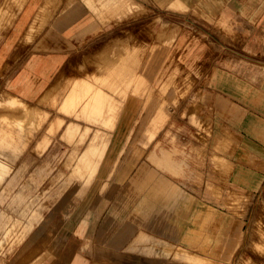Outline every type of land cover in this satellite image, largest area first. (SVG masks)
<instances>
[{
  "label": "rangeland",
  "instance_id": "rangeland-1",
  "mask_svg": "<svg viewBox=\"0 0 264 264\" xmlns=\"http://www.w3.org/2000/svg\"><path fill=\"white\" fill-rule=\"evenodd\" d=\"M46 1V22L19 27L20 5ZM190 2L0 0V142L18 148L0 160L31 170L0 182V264H264V189L205 191L208 174H235L215 154L245 112L232 101L249 100L241 147L264 157V88L215 85L237 42Z\"/></svg>",
  "mask_w": 264,
  "mask_h": 264
},
{
  "label": "crops",
  "instance_id": "crops-1",
  "mask_svg": "<svg viewBox=\"0 0 264 264\" xmlns=\"http://www.w3.org/2000/svg\"><path fill=\"white\" fill-rule=\"evenodd\" d=\"M199 1L191 0L186 5L189 6V9L203 5L206 14L212 13L214 14L213 16H218L217 21L222 23L221 32L229 33L228 38H235L237 42L236 51L228 52V54H234L235 52L238 57L235 60L234 58H226V67L225 65L222 67L224 72L226 70L230 76L228 78L222 77L219 84L216 83L215 85L225 86L226 81H233L232 83L236 87H248L250 90L259 87L264 88V0H204L203 3H199ZM44 6L51 7V3L46 1L39 4L34 2L26 4L22 9L19 27L25 26L30 20L38 21L37 23H39V18H41L40 22H46L52 10L44 11L42 10ZM17 34L18 30L16 29L13 31L7 44L8 46L15 42ZM4 56L5 52L0 53V64L4 60ZM223 97L226 98L225 96ZM247 101L249 102V100L242 101L237 99L232 101L236 104L237 114H241V110H245V112L243 111V115H239L240 120L235 126L230 124L229 116L225 118L226 121L224 120L220 126L218 135L220 140L215 148V154L222 160L225 159L226 162H230L229 165L232 166L235 174L230 177L231 180L230 178L227 180L226 176L218 172L215 174L211 173V175L208 174L205 180L206 199L210 198V200H213L214 197H226L229 191V181H235L237 192H248L255 195V193L258 194L264 189V157L252 151L254 147H241L242 144L247 143L246 138L249 134L247 132L248 129L246 130L249 126L247 122L249 109L244 106ZM254 143L257 145V142ZM28 149L30 150L32 147L29 146ZM241 150L245 153L243 154L244 157L237 159L235 162L227 161L230 154ZM210 167L211 171L214 170L213 164ZM246 170L252 172L253 176L251 175L246 179L244 174ZM25 171L28 173L24 174ZM30 175L31 170H27L20 163L5 181L13 179L12 181L21 182V178L27 179ZM165 175L167 174L165 173ZM165 175L163 174V184L160 183V200L166 195V189L171 182V179ZM172 182L174 183V181ZM246 185L250 186L247 190L245 188ZM210 209L213 211V207ZM174 210L173 206L160 203V237L163 239L171 240L178 236L176 228L170 223ZM209 232L210 234L213 233L212 227L209 228ZM179 234L181 236V232ZM188 237L191 239L190 236Z\"/></svg>",
  "mask_w": 264,
  "mask_h": 264
},
{
  "label": "bare ground",
  "instance_id": "bare-ground-1",
  "mask_svg": "<svg viewBox=\"0 0 264 264\" xmlns=\"http://www.w3.org/2000/svg\"><path fill=\"white\" fill-rule=\"evenodd\" d=\"M20 10H22L23 9V5H20V8H19ZM129 56H131V55H129ZM127 58V57H126ZM131 58H132V56H131ZM127 59H129V57L127 58ZM129 60H131V59H129ZM128 60V61H129ZM127 64V63H126ZM132 65V64H131ZM125 68V67H124ZM128 68H129V66H128ZM132 68V67H131ZM134 68V67H133ZM118 70H120V69H118ZM120 73V72H119ZM118 72L116 73H114V77L117 75V74H119ZM119 76V75H118ZM124 93H126V92H124ZM123 94V93H122ZM127 94H124L123 96H124V98L126 99V96ZM115 108H116V110H118L117 109V107L115 106ZM120 115V114H119ZM118 117V116H117ZM71 127H72V125H70ZM71 127H68V129H70ZM12 145V146H11ZM3 150H18V148H17V146L15 145V144H13V143H7V144H5L4 142H0V151H3ZM13 170V166L11 165V164H9V163H7V162H5L4 160H0V182H4L7 178H8V175L11 173V171ZM12 185L13 184H8L7 186H6V188L7 189H9V188H11L12 187ZM0 219H1V216H0Z\"/></svg>",
  "mask_w": 264,
  "mask_h": 264
}]
</instances>
